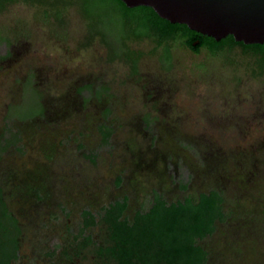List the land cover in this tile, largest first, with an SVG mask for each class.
I'll use <instances>...</instances> for the list:
<instances>
[{
  "label": "rangeland",
  "instance_id": "374dc122",
  "mask_svg": "<svg viewBox=\"0 0 264 264\" xmlns=\"http://www.w3.org/2000/svg\"><path fill=\"white\" fill-rule=\"evenodd\" d=\"M80 5L0 2V186L20 227L10 264H102L93 244L109 203L124 198L130 218L154 194L211 188L224 218L197 240L203 264H264L260 58L239 46L194 53L180 36L121 46L124 17Z\"/></svg>",
  "mask_w": 264,
  "mask_h": 264
},
{
  "label": "trees",
  "instance_id": "16d2710c",
  "mask_svg": "<svg viewBox=\"0 0 264 264\" xmlns=\"http://www.w3.org/2000/svg\"><path fill=\"white\" fill-rule=\"evenodd\" d=\"M6 1L0 0L1 3ZM96 1L112 6L124 17L129 32L122 37L121 46L123 39L130 36L154 35L159 41L180 36L184 38L185 45L195 51L200 46L210 51H217L225 45L239 46L243 51L257 55L264 65V43L244 45L235 42L231 36L216 42L187 29L185 25L170 24L149 7L126 8L119 0ZM87 3L88 0H81L80 7L83 14L90 17ZM197 39L198 45L191 46L192 41ZM4 144L0 141V150ZM222 202L223 198L215 188L199 192L194 200L187 197L167 202L154 194L146 211H136L128 218L124 215L125 199L114 201L99 216L97 222L103 230V242L93 244V253L102 264H203L206 253L197 240L211 234L214 222L224 218ZM83 217L84 228L95 223L89 211H83ZM19 235L18 221L8 210L0 186V264H10L16 258ZM84 242L91 243L89 236L84 237ZM79 248L77 245L76 252Z\"/></svg>",
  "mask_w": 264,
  "mask_h": 264
},
{
  "label": "water",
  "instance_id": "95a60500",
  "mask_svg": "<svg viewBox=\"0 0 264 264\" xmlns=\"http://www.w3.org/2000/svg\"><path fill=\"white\" fill-rule=\"evenodd\" d=\"M126 8L149 7L170 24L219 41L264 43V0H119ZM198 44L194 40L191 46Z\"/></svg>",
  "mask_w": 264,
  "mask_h": 264
},
{
  "label": "flooded vegetation",
  "instance_id": "af4514ba",
  "mask_svg": "<svg viewBox=\"0 0 264 264\" xmlns=\"http://www.w3.org/2000/svg\"><path fill=\"white\" fill-rule=\"evenodd\" d=\"M198 40V39H197ZM220 41V40H219ZM219 41H216V42H219ZM198 43H199V40H198ZM198 44H196L195 46H197ZM195 46H193V47H195ZM225 46H227V45H225ZM200 47H202V46H200ZM200 47H199V49H200ZM222 47H224V46H222ZM227 47H229V46H227ZM234 47V46H233ZM188 48V50L189 51H191V52H194V53H197L198 51H199V49L197 50V51H195V50H193V49H191V48H189V47H187ZM229 48H231V47H229Z\"/></svg>",
  "mask_w": 264,
  "mask_h": 264
}]
</instances>
